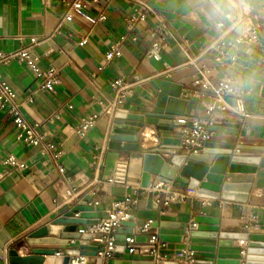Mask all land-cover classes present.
Instances as JSON below:
<instances>
[{
    "label": "crops",
    "instance_id": "0c3cea01",
    "mask_svg": "<svg viewBox=\"0 0 264 264\" xmlns=\"http://www.w3.org/2000/svg\"><path fill=\"white\" fill-rule=\"evenodd\" d=\"M72 1L0 0V53L11 54L26 46L38 57L42 69L53 66L60 72V83L55 92H49L38 87L39 81L25 63L16 59L0 62V75L17 93L22 114L37 124L41 136V144L33 146L18 136L20 131L8 113L0 116V264H8L11 249L24 256L36 247L55 249L59 255L78 248L80 241L72 243L55 236L32 238L31 234L79 201L94 205L102 217L117 202L125 201L134 215L140 209L157 207L183 225L206 215L220 220L221 232L264 235V167L248 174L253 180L245 203L196 197L195 191L188 189V180L178 174L172 183H164L165 190L160 193L163 205L156 206L157 193L153 192L152 198L149 193L160 181L143 169V154L160 144L155 126L146 124L141 130L142 151L109 146L117 110L137 114L153 111L158 95L168 92L173 84L182 86L181 97L195 98L189 117L207 119L208 92L195 83L198 68L206 65L211 68L213 86L226 78L236 80L243 91L244 109L251 113L247 118L217 115L218 122L238 123L240 132H214L212 142L257 147L238 154L264 161V0H147L172 33L165 49L154 57L147 52L158 17L150 15L133 22L137 5L130 0H81L72 19L64 20ZM229 13L258 22V41L234 47L236 59L225 57L216 62L212 43L223 36L234 39L240 33V26L235 30L217 26ZM60 23L61 31L56 32ZM84 38L87 41L79 44ZM116 43L118 54L108 58ZM136 76L140 82L124 103L112 114H104L101 103L111 99V83L117 78L132 82ZM91 113H100V118L80 136L78 123ZM173 136L179 137L178 127ZM47 145L53 148L47 149ZM178 153L172 149L163 157L169 159ZM9 157L25 166L8 164ZM120 160L128 164L125 182H109ZM145 221L139 219L137 224ZM186 241L168 243L162 249L165 260L178 261L175 255ZM233 244L242 247L239 261L245 264L246 242L234 239ZM144 245L138 243L137 247ZM139 261H153V257L124 251L115 253L107 263ZM88 263L97 264V258L89 257Z\"/></svg>",
    "mask_w": 264,
    "mask_h": 264
},
{
    "label": "water",
    "instance_id": "95a60500",
    "mask_svg": "<svg viewBox=\"0 0 264 264\" xmlns=\"http://www.w3.org/2000/svg\"><path fill=\"white\" fill-rule=\"evenodd\" d=\"M241 31V26L237 30ZM182 86L173 84L166 93L158 95L153 111L141 114L119 109L114 114V122L109 137L111 148L142 151L140 132L146 124H153L158 133L160 144L143 154V169L154 174L159 181L172 183L179 174L188 180V189L195 191L196 197L232 200L245 203L252 187L253 174L258 167H264L260 157L240 155L234 149L253 150L257 147L235 144L206 142L199 153L186 155L179 152L169 159L163 154L180 150L179 137L173 136L175 128L183 125L177 118L188 117L195 98L181 97ZM214 132L239 134L238 123L219 122L209 126ZM262 149V148H261ZM226 179L228 181H226ZM154 191H150L152 198ZM155 205L159 204L155 201ZM77 214V216H74ZM102 212L86 201H79L68 211L40 227L31 234L32 238L47 236L61 239L80 240L78 248L67 249L59 255L55 249L33 248L29 254L19 256L17 249L8 253V264H69L71 255L97 257L98 246L91 244L92 233L80 234L78 226L96 223ZM139 219L151 220L157 228L159 237L168 243H184L180 250L188 249L197 255L190 264H240L242 247L235 246L234 239L246 242L245 264H264V235L248 233H226L220 231V220L216 217L198 215L193 224L183 225L175 219L160 213L157 207L140 209L136 221L124 222L118 229L116 238L125 239L133 234ZM138 242H146L147 235L136 236ZM125 247L118 245L115 252H124ZM164 254V251H161ZM103 259L97 257V264ZM138 264H155L154 261H139ZM157 264H180L179 261L162 260Z\"/></svg>",
    "mask_w": 264,
    "mask_h": 264
},
{
    "label": "built area",
    "instance_id": "2783aa9c",
    "mask_svg": "<svg viewBox=\"0 0 264 264\" xmlns=\"http://www.w3.org/2000/svg\"><path fill=\"white\" fill-rule=\"evenodd\" d=\"M136 3L137 8L135 15L132 17L133 22L145 20L148 16L153 15L158 17L159 21L156 28L151 32V44L147 52L149 57L160 55L167 45V40L172 37L170 27L164 21L162 16L150 6L147 0H130ZM82 5L81 0H74L70 3L67 13L63 17L64 20H71L74 12ZM101 18H104L101 16ZM220 29L230 27L235 30L241 26V31L234 39H228L226 36L212 43L211 48L216 51V62H221L225 57L236 59V55L232 53V49L241 43H256L258 41L259 23L253 21L248 17H240L233 14H226L224 19L217 23ZM56 32L61 31V23L57 26ZM86 38L82 39L79 44H84ZM119 43L111 47L107 53L108 58H112L118 54ZM11 59H16L25 63L29 69L34 73L36 79L39 81L38 87L41 90L55 92L57 85L60 83V72L57 68L51 66L47 69H42L39 66L38 57L30 52V48L23 46L14 53L2 54L0 53V62H7ZM211 68L202 65L198 68V78L195 83L206 90L209 104L207 105V119L197 117H179L183 125L178 126L179 139L181 149L179 152L189 155L191 153H199L206 142L212 141L214 131L209 129L210 125L219 123L216 116L222 113L236 114L243 118L251 116V113L244 109L243 105V91L237 86L236 80L226 78L220 85L213 86L210 81ZM140 82L136 76L134 81H128L124 78H117L111 83V99L107 104L102 105V112L104 114H112L120 105L124 103L127 96L132 92L135 85ZM203 95V94H202ZM233 98L234 102H229L228 99ZM3 113H8L13 118L14 126L20 131L19 137L23 138L27 143L37 146L41 144V136L37 133V124L31 123L25 119L21 111V105L17 100V93L14 89L2 78L0 75V116ZM100 113H91L81 119L77 126V133L80 136H85L98 122ZM53 145H47V149H52ZM240 151L236 149V153ZM7 163L15 167H24V163L18 161L15 157H9ZM128 164L124 160H120L112 175L108 178L109 182L124 183L127 174ZM163 181L150 187V189L157 193L156 202L163 205L160 198L161 191H164ZM70 194V193H69ZM137 203V200H134ZM167 204V202H164ZM77 216V214H76ZM136 221V215L128 211V205L125 201L117 202L114 208L108 210L106 216L99 219L94 224L85 225L78 228L77 232L80 234L92 233L94 237L91 239V244L98 246L97 257L103 259L102 264H108L110 259L116 252L115 248L118 245L125 247L124 251L132 254L136 251L142 255H149L153 257V261L157 264L159 261L165 260V255L161 253L162 249L167 246V243L162 241L159 237L157 228L152 226V221L147 220L142 224H136L133 228V234H127L125 239L118 240L116 235L118 229L123 226L124 222ZM156 230V231H155ZM147 235L146 242H138L136 236ZM75 243L77 239H71ZM145 244L138 248L137 244ZM95 257V258H97ZM175 257L180 264H190L194 253L188 249L179 251ZM89 256L71 255L69 264H89Z\"/></svg>",
    "mask_w": 264,
    "mask_h": 264
},
{
    "label": "clouds",
    "instance_id": "9594fccd",
    "mask_svg": "<svg viewBox=\"0 0 264 264\" xmlns=\"http://www.w3.org/2000/svg\"><path fill=\"white\" fill-rule=\"evenodd\" d=\"M218 10H219V8H218Z\"/></svg>",
    "mask_w": 264,
    "mask_h": 264
}]
</instances>
